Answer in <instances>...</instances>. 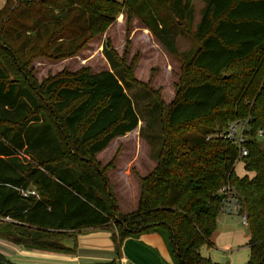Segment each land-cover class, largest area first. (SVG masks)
<instances>
[{
	"label": "trees",
	"instance_id": "16d2710c",
	"mask_svg": "<svg viewBox=\"0 0 264 264\" xmlns=\"http://www.w3.org/2000/svg\"><path fill=\"white\" fill-rule=\"evenodd\" d=\"M202 2L193 30L191 0H4L0 52L10 66L0 61L1 239L71 253L74 245L64 242L74 232L108 228L116 252L126 238L158 234L168 264H219L201 248L212 244L225 201L235 197L249 231L245 264H264V0ZM121 10L170 54H177V36L192 37L194 51L181 57L195 76H205L184 85L168 106L159 104L161 139L157 155H150L155 166L138 177L137 206L128 214L110 203L104 169L95 161L138 126L123 83L112 71L82 69L37 88L27 72L29 53L74 55ZM14 65L17 72L9 73ZM236 119L249 126L248 155L241 159L227 139H207ZM205 120H215L219 130L181 132ZM258 130L262 139L254 137ZM238 162L241 176L235 172ZM222 187L230 189L229 196L219 194ZM0 261L12 264L1 254Z\"/></svg>",
	"mask_w": 264,
	"mask_h": 264
},
{
	"label": "rangeland",
	"instance_id": "374dc122",
	"mask_svg": "<svg viewBox=\"0 0 264 264\" xmlns=\"http://www.w3.org/2000/svg\"><path fill=\"white\" fill-rule=\"evenodd\" d=\"M3 5L4 0H0V9ZM191 5L194 8V30L204 4L202 0H191ZM196 45L197 42L190 36H177V54H170L136 17L132 15L128 18L121 10L110 24L89 34L82 48L74 55L60 56L57 53H45V50H42L43 54H28L27 72L37 88H44L48 81L61 73H74L82 69L90 73L112 71L123 83L138 114V126L133 132L113 140L104 151L95 156L98 166L104 169L110 203L120 214H128L136 209L138 177L145 176L155 166V160L150 155H157L161 139L159 104L168 106L184 85L205 79L203 74L195 76L181 57L183 53L194 51ZM111 59L113 65L110 63ZM0 61L10 66L1 52ZM120 62L123 69L125 67L124 73ZM13 69L17 72L14 65L9 73L15 74ZM124 74L128 82L124 79ZM11 78L17 81L21 79L18 75H11ZM261 78L264 82V76ZM240 120L246 121H233ZM198 128L219 130L215 120H205L184 126L181 132L192 133ZM216 132L209 137H220L223 130ZM235 172L238 176L243 175L241 162L236 164ZM106 195L107 190L103 189L102 196ZM218 217L214 246H203L201 252L219 264H245L249 258V250L245 246L249 231L246 225H242L245 219L235 197H230L229 205L224 204ZM154 238L155 244H152L151 250L164 262L169 257L165 254L167 252L163 239L158 234ZM109 239L107 237L106 240L109 242Z\"/></svg>",
	"mask_w": 264,
	"mask_h": 264
},
{
	"label": "crops",
	"instance_id": "0c3cea01",
	"mask_svg": "<svg viewBox=\"0 0 264 264\" xmlns=\"http://www.w3.org/2000/svg\"><path fill=\"white\" fill-rule=\"evenodd\" d=\"M217 222L219 223V219ZM242 225L247 226L246 223H242ZM111 232L112 230L108 228L82 229L74 232L72 238L75 241L73 243L74 251L71 253L27 249L0 238V254L12 264H99L112 261L116 264H168L169 259L164 263L151 250L152 244H155V234L142 235L139 239L126 238L119 251L116 252L111 240ZM107 237L110 238L109 242L106 240ZM216 237L217 228L211 239L212 244L205 246L213 247ZM248 237L249 233L245 243L247 249ZM105 240L106 242H104ZM165 254L167 256L168 252ZM201 254L203 255L202 252Z\"/></svg>",
	"mask_w": 264,
	"mask_h": 264
},
{
	"label": "built area",
	"instance_id": "2783aa9c",
	"mask_svg": "<svg viewBox=\"0 0 264 264\" xmlns=\"http://www.w3.org/2000/svg\"><path fill=\"white\" fill-rule=\"evenodd\" d=\"M118 1H124V0H118ZM249 126H248V121H231L227 124L226 129L222 132V134L220 135V137H223L225 139H227L230 143H232L233 145L238 147L239 150V158H244L248 155V151L247 148L244 146L245 142H247L250 138L249 134ZM256 139H262L263 137V131L262 130H258L255 133L254 136ZM210 137H208L207 139H209ZM230 189L228 187H222L219 190V194L222 195H228L230 194ZM21 194L23 196H28V195H35L34 191H21ZM229 200L230 197L228 199H226L225 203L226 205H229ZM4 220L9 221V218H4ZM244 223L245 220H244Z\"/></svg>",
	"mask_w": 264,
	"mask_h": 264
},
{
	"label": "water",
	"instance_id": "95a60500",
	"mask_svg": "<svg viewBox=\"0 0 264 264\" xmlns=\"http://www.w3.org/2000/svg\"><path fill=\"white\" fill-rule=\"evenodd\" d=\"M64 243H65L66 246H68V247H70V248H73V245H74L73 243H74V241H73L72 239H70V240H66ZM0 264H6V263L0 261Z\"/></svg>",
	"mask_w": 264,
	"mask_h": 264
}]
</instances>
